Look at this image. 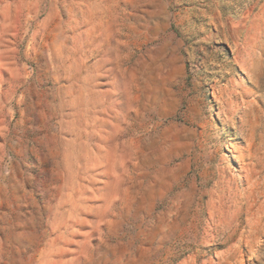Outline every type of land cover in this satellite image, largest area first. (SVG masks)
Instances as JSON below:
<instances>
[{
    "label": "rangeland",
    "instance_id": "rangeland-1",
    "mask_svg": "<svg viewBox=\"0 0 264 264\" xmlns=\"http://www.w3.org/2000/svg\"><path fill=\"white\" fill-rule=\"evenodd\" d=\"M0 264H264V0H0Z\"/></svg>",
    "mask_w": 264,
    "mask_h": 264
}]
</instances>
